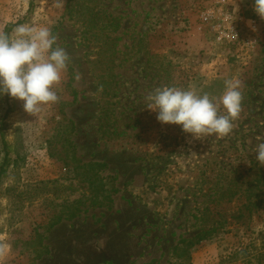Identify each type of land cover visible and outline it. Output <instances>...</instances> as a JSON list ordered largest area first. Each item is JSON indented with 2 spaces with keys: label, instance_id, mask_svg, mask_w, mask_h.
I'll use <instances>...</instances> for the list:
<instances>
[{
  "label": "rangeland",
  "instance_id": "rangeland-1",
  "mask_svg": "<svg viewBox=\"0 0 264 264\" xmlns=\"http://www.w3.org/2000/svg\"><path fill=\"white\" fill-rule=\"evenodd\" d=\"M66 1L0 0V30L14 23L10 34L20 24L48 27L53 47L70 56L54 86L59 101L36 115L0 94V164L1 132L9 151L0 179V264H264L258 235L264 166L254 153L264 142V20L254 0H227L255 20L247 47L217 43L200 23V11L213 0L101 1L119 20L112 34L116 96L97 85L89 62L94 51L81 43ZM233 77L243 82L242 111L226 137L194 139L147 108L157 87L218 97ZM102 106L114 134L98 131ZM92 161L105 163L102 175L116 178L110 206H89ZM259 176L260 183H249ZM75 198L84 201L82 211L48 228L59 214L66 217ZM211 226L217 229L208 239L174 250L181 238Z\"/></svg>",
  "mask_w": 264,
  "mask_h": 264
},
{
  "label": "clouds",
  "instance_id": "clouds-1",
  "mask_svg": "<svg viewBox=\"0 0 264 264\" xmlns=\"http://www.w3.org/2000/svg\"><path fill=\"white\" fill-rule=\"evenodd\" d=\"M253 8L264 20V0H254ZM54 45L56 37L45 26L20 24L11 34L0 30V94L23 101L24 110L34 115L42 105L57 103L54 86L61 83L70 56ZM242 88L243 82L235 77L224 80V91L218 97L192 88L157 87L146 97L147 108L157 113L160 123L180 125L194 139L223 138L232 132L242 111ZM254 153L264 166V142L255 146ZM3 252L0 244V255Z\"/></svg>",
  "mask_w": 264,
  "mask_h": 264
},
{
  "label": "trees",
  "instance_id": "trees-1",
  "mask_svg": "<svg viewBox=\"0 0 264 264\" xmlns=\"http://www.w3.org/2000/svg\"><path fill=\"white\" fill-rule=\"evenodd\" d=\"M103 0H67L66 12L70 19H74L80 27V40L84 46L91 48L94 52L91 54L92 58L89 59L91 64L92 73L97 81V85L101 88V92L106 96H116L117 93V81L115 80L116 74L114 72L116 66V43L115 38L112 37L119 29L118 18L112 16L110 13L103 11L100 7V2ZM15 25L11 24L9 27H5L4 31L9 32L10 28ZM89 55V53L87 54ZM101 116L99 117L100 123L98 131L101 136L110 135L115 133V128H111L112 123L108 121V111L103 106L100 109ZM2 145L4 149V158L0 164V179L5 174L8 167V144L3 138V132H1ZM88 167L86 181L87 192L89 193V206H105L111 205L112 196L117 192V188L114 185L115 177L109 175H102L103 170L106 168V164L103 162H89L86 164ZM249 183L253 181L260 183L261 177L257 179L248 180ZM248 184V182H247ZM262 185V183H261ZM264 185V184H263ZM249 188L247 186V192ZM218 190L213 192L214 197H218ZM230 192V190H228ZM84 201L81 198H75L72 200L71 210L62 217L59 214L53 221L49 222L48 228L60 223L63 219L70 220L75 218L83 208ZM248 207V205H247ZM250 208H247L249 213ZM218 227V226H217ZM216 227H208L201 229L197 234L191 238H181L176 244L174 250H181L186 252L187 248L193 246L199 241L208 239L216 230ZM258 235L263 236L264 248V232H259ZM46 252V250H45ZM41 255H37L40 257ZM250 260L247 261V264ZM263 264V263H259Z\"/></svg>",
  "mask_w": 264,
  "mask_h": 264
},
{
  "label": "built area",
  "instance_id": "built-area-1",
  "mask_svg": "<svg viewBox=\"0 0 264 264\" xmlns=\"http://www.w3.org/2000/svg\"><path fill=\"white\" fill-rule=\"evenodd\" d=\"M198 17L219 44H244L247 47V28L256 26L255 20L231 10L227 0H213L200 11Z\"/></svg>",
  "mask_w": 264,
  "mask_h": 264
}]
</instances>
